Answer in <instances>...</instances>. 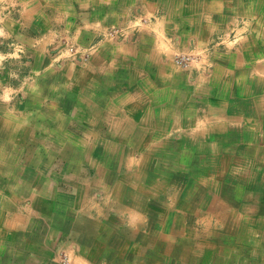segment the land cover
<instances>
[{"label": "crops", "instance_id": "obj_1", "mask_svg": "<svg viewBox=\"0 0 264 264\" xmlns=\"http://www.w3.org/2000/svg\"><path fill=\"white\" fill-rule=\"evenodd\" d=\"M0 264H264V0H0Z\"/></svg>", "mask_w": 264, "mask_h": 264}, {"label": "rangeland", "instance_id": "obj_2", "mask_svg": "<svg viewBox=\"0 0 264 264\" xmlns=\"http://www.w3.org/2000/svg\"><path fill=\"white\" fill-rule=\"evenodd\" d=\"M242 34L244 35V32ZM243 35H241V37ZM236 39H238V37L235 34V31L233 29V26L230 25V29H228V31H226L225 34H222V37L221 38H218V42H220L219 43L220 45L224 46L223 41L226 40L227 42H232V41H235ZM228 47H230V46H224V47H220V48L223 50L222 52H226V51H228ZM66 48H67V51L70 50V46L69 47H66ZM210 51L211 50L210 49L208 50V48H203V49L196 50L194 53H180V54H178V55H176L174 57V63L177 65L178 68L187 69L191 65V63L200 62V60L203 58V56H205L206 54H208ZM180 57H185L187 59L185 61L186 62L188 61L187 64H185L184 66L179 65L177 63V61L179 60ZM203 63L204 62H202V64ZM193 222L194 223H193L192 226L195 228L196 223H195V221H193ZM237 248L238 247H231V249H232L231 250V253H227L226 252L225 257L227 258V257H230V256H235L236 254H233L232 252H236L237 253Z\"/></svg>", "mask_w": 264, "mask_h": 264}, {"label": "built area", "instance_id": "obj_3", "mask_svg": "<svg viewBox=\"0 0 264 264\" xmlns=\"http://www.w3.org/2000/svg\"><path fill=\"white\" fill-rule=\"evenodd\" d=\"M185 60H187L185 57H180L179 60L177 61V63H178L179 65L184 66V65L187 64V62H188V61L186 62Z\"/></svg>", "mask_w": 264, "mask_h": 264}, {"label": "bare ground", "instance_id": "obj_4", "mask_svg": "<svg viewBox=\"0 0 264 264\" xmlns=\"http://www.w3.org/2000/svg\"><path fill=\"white\" fill-rule=\"evenodd\" d=\"M223 162V161H222Z\"/></svg>", "mask_w": 264, "mask_h": 264}]
</instances>
